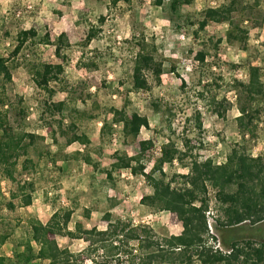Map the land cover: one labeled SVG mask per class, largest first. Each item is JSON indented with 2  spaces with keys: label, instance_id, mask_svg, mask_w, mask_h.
I'll return each mask as SVG.
<instances>
[{
  "label": "rangeland",
  "instance_id": "374dc122",
  "mask_svg": "<svg viewBox=\"0 0 264 264\" xmlns=\"http://www.w3.org/2000/svg\"><path fill=\"white\" fill-rule=\"evenodd\" d=\"M164 1L167 5L170 2ZM225 2L227 0H195L192 5L184 7L183 14L190 18L183 17L182 28L178 29L167 19L164 11L154 6L152 0L121 2L110 11L109 0H0V56L11 59L13 75V83L7 85L13 108L5 131H36L46 137V144L51 143V130L58 128L61 115L51 116L45 112V101L50 99L36 85L31 73L32 63L43 68L45 63L51 62L65 66L64 80L51 83L56 90L53 101L65 100L79 111L70 107L64 126L68 127L75 121L78 128L74 130L89 136V143L76 142L63 146V149L58 145L45 148L43 158L31 150L30 157L38 165L25 171L22 169L24 157H21L15 172L17 181L0 174V232L16 226V233L2 246L1 253L12 254L17 247L15 237L29 217L47 222L53 212L62 207L74 211L70 223L72 229L76 222H82L89 228H105L107 222L103 220V214L111 211L116 217L149 223L159 233H180L182 224L175 213H154L140 203L141 197L150 193L152 188L144 177L123 169L114 158L116 152L139 154L141 140L152 139L157 146L144 158L148 166L152 165L161 145L169 138L172 137L182 147L185 136L191 138L196 146L202 143L200 149L194 151L199 152L201 159L210 157L217 163H223L230 148L244 143L253 156L260 155L264 162V113L254 135L247 134L243 138L237 119L241 114L238 110L239 91L233 88L239 81H248V64H259L258 56L264 55V22L257 16L243 23L249 27L245 47L237 41H229L230 29L226 23L211 24L205 31H197V24L190 23V20H197L205 8ZM261 2L264 9V0ZM102 14L108 16L102 25V33L88 47L84 46L89 24H97ZM26 29H34L37 36L26 41L13 56L18 44L17 36ZM62 34L65 43H58V36ZM142 35L152 41L156 58L166 68L159 81L148 75L151 84L148 90L134 89L132 81L136 49L131 40ZM46 37L50 43L42 40ZM219 39L221 41L217 42ZM199 51L206 54L204 62L197 59ZM181 78L186 80L185 91L180 87ZM204 84H212L213 93L229 100L225 118L215 114L209 103L197 96L204 89ZM154 102L161 105L159 111L154 110ZM111 107L125 108L128 119L142 124L138 136L123 134V124L114 123L109 111ZM196 110L201 112L203 120L201 134L192 123L188 124V129H183L187 126L186 119ZM41 115L52 123H45L40 119ZM170 120L172 129H169ZM59 139L62 145L66 144V137L59 136ZM80 148L90 150L94 161L99 164L98 168L74 159L66 162L59 159L54 164L48 157L50 151L60 152L62 156ZM165 169L169 174L176 170L183 174L188 172L178 163L174 168L166 165ZM109 171L112 178L107 175ZM25 180L35 182L31 206L9 210L6 206L11 194L18 192L19 184ZM209 197L211 213L208 214V222L212 224L218 244L220 233L215 228V218L222 216L223 211L217 204L212 187ZM14 201L17 204L19 198ZM238 228L241 238L256 242L264 240V222L255 225L247 222ZM57 239L61 247H69L73 251L83 246L82 241L69 237ZM17 248L22 250L23 247Z\"/></svg>",
  "mask_w": 264,
  "mask_h": 264
},
{
  "label": "trees",
  "instance_id": "16d2710c",
  "mask_svg": "<svg viewBox=\"0 0 264 264\" xmlns=\"http://www.w3.org/2000/svg\"><path fill=\"white\" fill-rule=\"evenodd\" d=\"M131 1L109 0V11L116 9L121 2ZM152 2L166 13L173 26L180 29L184 18H190L183 14L184 7L192 5L195 0H170L168 5L164 0ZM257 16L264 22L261 0H227L217 7L205 8L200 17L195 21L190 20V23L197 24V31H205L211 24L226 23L230 29L229 41H237L245 47L249 27L243 23ZM107 17L102 14L98 17L97 24H89L83 40L84 46L88 47L93 40L99 38ZM36 36L34 29L21 30L12 55L16 56L26 41ZM42 40L45 43L51 42L47 37ZM219 41L221 39L217 42ZM57 42L65 43L64 34L58 36ZM131 43L136 49L132 68L133 88L148 90L151 87L148 75L151 74L159 81L166 68L156 58L155 46L145 35L134 37ZM258 57L259 64L250 63L247 66L248 81H239L233 86L239 91L238 110L241 114L237 119L240 121L243 138L247 134L254 135L261 114L264 113V105L260 106L264 103V55ZM197 59L204 62L205 52L199 51ZM10 60L9 57L0 56V174L8 180L17 181L15 172L21 157H24L22 169L25 171L38 165L30 157L31 150L39 158H43L45 148L58 145L63 149L59 136L66 137L67 144L87 143L89 136L85 132L78 133L74 130L78 128L75 121L68 127L64 126L69 108L79 111L65 100L53 101L56 90L51 83L64 80L65 66L63 63L51 62L45 63L43 68L37 63L31 65L34 82L50 99L49 102L45 101V112L51 116L61 115L58 128L51 130V143L46 144V137L36 131L14 130L13 133H7L5 128L10 123L9 112L13 108L7 86L13 83ZM92 64L97 66L95 62ZM84 65L89 66L88 63ZM172 69L175 71V67ZM204 85L197 96L208 102L215 114L225 118L229 100L213 93L210 88L212 84ZM186 86V80L181 78V89L185 91ZM153 107L159 111L161 105L154 102ZM167 110L172 113L170 108ZM109 111L115 124H123V134L134 137L139 135L142 124L128 119L125 108L111 107ZM40 119L45 120V116L41 115ZM45 123L52 122L45 120ZM186 123L184 130L192 123L201 134L203 120L200 111L196 110L186 119ZM169 129H172L171 120ZM139 145V154L116 152L114 158L123 169L144 177L147 185L152 188L150 193L141 197L140 203L154 213H175L182 224L180 233H159L149 223L116 217L111 211L103 214V220L107 222L105 228H89L82 222H76L72 229L70 223L74 211L72 208L62 207L55 210L46 223L37 217H29L21 227L20 234L15 237L16 246L23 247L22 250L15 247L12 254L0 252V264H264V240L256 242L238 236L240 225L264 222V162L260 155L253 156L246 144L239 143L230 148L225 162L217 163L210 157L201 159L199 152H194L197 148L200 149L201 142L196 146L192 144L191 138L185 136L180 147L171 137L161 145L152 165L148 166L144 158L157 146L152 139L141 140ZM61 155L60 152L50 151L48 157L54 164L59 159L64 162L74 159L82 160L94 169L99 167L88 148ZM176 163L187 168L188 172L183 174L176 170L169 174L165 166L174 168ZM107 175L112 178L111 171ZM210 187L215 189V199L223 211L222 216L215 218L221 247L217 246L218 238L209 228ZM18 189V192L11 194V200L7 203L9 210L28 206L33 202L34 180H25L19 184ZM17 198L19 202L16 204L14 199ZM86 216L90 217L89 213ZM15 228L16 226L12 230L0 232V250L14 236ZM57 237L80 240L83 246L76 251L61 247Z\"/></svg>",
  "mask_w": 264,
  "mask_h": 264
},
{
  "label": "crops",
  "instance_id": "0c3cea01",
  "mask_svg": "<svg viewBox=\"0 0 264 264\" xmlns=\"http://www.w3.org/2000/svg\"><path fill=\"white\" fill-rule=\"evenodd\" d=\"M72 144H73V143H72ZM66 145H71V144H67V143H66V144H64V146H66ZM79 150H81V151H82V150H83V148H80ZM94 162H96V160H95ZM28 206H31V205H28ZM28 206H23V207H18V208H25V209H26ZM41 221H42L43 223H46V222H44L43 220H41Z\"/></svg>",
  "mask_w": 264,
  "mask_h": 264
},
{
  "label": "built area",
  "instance_id": "2783aa9c",
  "mask_svg": "<svg viewBox=\"0 0 264 264\" xmlns=\"http://www.w3.org/2000/svg\"><path fill=\"white\" fill-rule=\"evenodd\" d=\"M209 228H210V230H211V232H212V230H213V227H212V224H211V222H209ZM217 246L221 247V246H220V243H218V244H217Z\"/></svg>",
  "mask_w": 264,
  "mask_h": 264
}]
</instances>
